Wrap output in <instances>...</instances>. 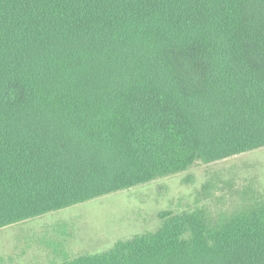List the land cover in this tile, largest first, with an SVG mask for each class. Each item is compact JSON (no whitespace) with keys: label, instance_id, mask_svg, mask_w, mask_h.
I'll return each mask as SVG.
<instances>
[{"label":"trees","instance_id":"trees-1","mask_svg":"<svg viewBox=\"0 0 264 264\" xmlns=\"http://www.w3.org/2000/svg\"><path fill=\"white\" fill-rule=\"evenodd\" d=\"M264 147V0H0V228ZM58 264H264V208L194 213Z\"/></svg>","mask_w":264,"mask_h":264},{"label":"rangeland","instance_id":"rangeland-1","mask_svg":"<svg viewBox=\"0 0 264 264\" xmlns=\"http://www.w3.org/2000/svg\"><path fill=\"white\" fill-rule=\"evenodd\" d=\"M264 208V147L0 228V264H58L157 231L162 213H194L210 228Z\"/></svg>","mask_w":264,"mask_h":264}]
</instances>
